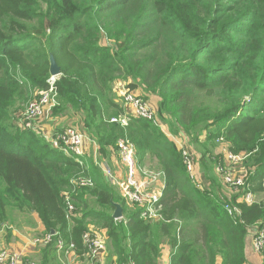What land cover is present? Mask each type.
<instances>
[{"label": "trees", "instance_id": "trees-1", "mask_svg": "<svg viewBox=\"0 0 264 264\" xmlns=\"http://www.w3.org/2000/svg\"><path fill=\"white\" fill-rule=\"evenodd\" d=\"M51 56L61 69L52 118L74 115L100 147L128 137L140 165L156 161L164 178L161 219L129 209L97 167L94 187L74 195L72 175L87 166L19 128L26 106L49 90ZM116 83L156 97L159 117L176 132L206 133L205 143L247 151L254 172L239 195L250 191L258 202L242 200L232 218L218 192H199L182 151L159 126L127 116ZM125 116V127L111 122ZM263 181L264 0H0V230L11 208L37 214L54 232L41 247L43 264L59 240L82 257L90 226L105 235L118 264H159L166 245L170 264H246L249 230L264 224ZM113 203L122 206V220L112 218Z\"/></svg>", "mask_w": 264, "mask_h": 264}, {"label": "built area", "instance_id": "built-area-1", "mask_svg": "<svg viewBox=\"0 0 264 264\" xmlns=\"http://www.w3.org/2000/svg\"><path fill=\"white\" fill-rule=\"evenodd\" d=\"M58 78V77H57ZM56 78H51L49 83V90L43 91L38 94V97L32 101L26 111L19 115L18 125L23 130L32 131L38 133L39 127L42 126L43 120L48 119L50 111L55 108L57 103V93L55 91ZM118 98L122 100L127 109L128 117H135L142 120H147L153 123L155 126L161 125L156 120V111L152 106V101L147 97L138 95L136 91H130L125 84L119 83L116 89ZM52 115V114H51ZM125 116L122 118H114L112 123L121 124L123 127L128 125L129 118ZM163 130V129H162ZM164 131V130H163ZM186 132L179 131V138L186 140ZM168 137H171L169 135ZM43 138L50 145L52 149L63 152L66 156L74 158L80 165H83L82 158L85 156L87 147V136L80 130L74 127H67L55 134L43 133ZM175 141L183 155L184 165L186 172L192 182L197 188L203 189L205 180H203V174L198 171L197 155L188 147L186 141ZM223 142V141H221ZM117 148L119 151V158L125 168V175L122 179L117 178L109 167L104 168V174L109 183H113L118 186L122 199L129 205L139 207L141 217L146 220H159L160 207L159 202L162 197L161 191H151L147 188V183L142 179V169L138 163L136 156V149L132 141L128 137L121 138L117 142ZM223 159L216 160L215 170L221 175L224 183L233 190L240 193L248 184V178L243 175H237L235 172L227 171L225 166L237 165L243 158L239 155H235L230 151L224 152ZM74 187L87 188L94 187V181L91 177H80L72 182ZM262 188L264 191V181L262 182ZM248 205H253L258 202L255 194L250 191L244 193L242 198ZM66 202L68 206L69 214H72L75 207L71 202L70 195H66ZM228 215L232 218L240 216V210L237 206L226 202L224 205ZM256 232L253 235V248L261 254L264 251V224H259ZM53 242V235L47 233L42 236H38L33 239L32 244L34 247H47ZM82 245L84 249L83 256L90 262L99 260L104 257L107 251L106 240L96 231H87L82 236ZM57 251L66 255L76 254V246L73 243L66 244L64 241L59 240L57 242ZM0 264H36L34 261H24L20 254L12 252L10 250L0 251ZM128 264H134L130 262Z\"/></svg>", "mask_w": 264, "mask_h": 264}, {"label": "rangeland", "instance_id": "rangeland-1", "mask_svg": "<svg viewBox=\"0 0 264 264\" xmlns=\"http://www.w3.org/2000/svg\"><path fill=\"white\" fill-rule=\"evenodd\" d=\"M60 15L61 14L59 13V11L56 8H54V10L52 11V21L53 22H57L59 17H60ZM42 21L43 20H38V23L40 24V23H42ZM58 78H56V80H58ZM139 94L142 95V96H145L142 92L139 93ZM151 97H153V96H151ZM151 101L153 103L152 106H153L154 110L156 111V120H158V122L160 123V125L162 127V128H160V130L164 134H166V136L168 134H170L171 137H172L171 139L179 138L178 131L176 132L175 129H172L165 122L166 120L164 118L159 117V114H158V100L157 99L156 100L153 99ZM59 104H60V102L57 99V103L55 105V108H57L59 106ZM28 105L26 106V108L28 107ZM54 109H52L50 111V116H48V119L46 118V120H43L42 126L43 125L45 126L48 123V121H51V119H52L51 114L53 113ZM25 111H23V112H25ZM71 126L76 128V129H78V130H80L81 132L85 133L83 131V129H84L83 126H80L79 124H76V123L72 124ZM19 128L22 129L21 126H19ZM173 131H175L176 133H174ZM45 132H48V131L44 127L40 126L39 130H38V134H39V137H41V139H43L42 138L43 137V133H45ZM185 134H188V135H186V140L183 139L182 137L179 138L178 140H180L181 142L182 141L183 142L186 141L187 144H188V147L191 148L196 153L197 158H198V160H197L198 171L201 174L205 175L203 180H205V179L207 180V185H204L203 189L198 188L199 192L204 193L203 191L206 190V189H209V190L213 189V191L218 192L219 195H221L222 199H226L227 202L229 201L230 204L235 205V206L241 204L242 200H241V197L239 195V192L233 190L232 188H230L229 186H227L224 183L223 179L221 178V175L218 172H216V170H215V162H216V160L217 161L221 160L223 158L222 154H224V152H226V151H230V152H232L235 155H239V156H241L243 158V160L239 164H237V165H228V166H225V168H226L227 171H232V172H235L237 175H243V176L249 178L251 173L254 172V171L252 170L251 167L247 166L248 165L247 164V158L249 156V154H247V151H241L239 153H236L235 149L232 148V145H229V144L225 143L224 141L223 142H216V143L213 142V141H209V142L205 143L204 140H205V137H207L206 133H201V132L187 133L186 132ZM197 135H200V136H197ZM117 142H115L114 144H113V142L106 143L104 146L100 147L98 145L93 144L90 141V139L88 138V136H87V140H86L87 153H86V156H84L85 166H87V168L78 169L72 175V179H71L70 184L72 186V189H71L72 191L71 192L74 195L77 194V193H80L82 191V188L74 187L72 182L75 181L76 179L80 178V177H91V178H93L90 175L92 168H96L97 167L98 168L97 171L99 170V174L101 176L103 175L105 177L104 168H106V166H107V167L110 168L112 173L117 178H119V176H120V167H121V169L123 170L122 172H124L123 173V178H124L125 168H124V166H123V164L121 162V159L119 158V151H118V148H117ZM206 144L208 145L209 148H206ZM203 151H205L207 153V156L210 157L209 161H205V163L202 162L203 160H205L203 158V156H202L203 155ZM112 154L115 156V161H113ZM113 162L117 163L118 165L114 166ZM144 164L145 165H140V166H141V169H142V179L145 180L146 183L148 184L147 188L149 190H151V191H160V183L159 182L162 179V175L160 173V169H159V166H158L157 162L152 160L151 158H148L145 161ZM205 164L208 165V167H205ZM206 168H208V170H205ZM210 178H211V180H210ZM211 181H212V184H211ZM108 184L115 190L116 195L118 197H120L121 194H120V190H119L118 186H116L113 183H108ZM235 198L237 199L236 203H234L232 201V199H235ZM90 206L93 207V208H96V206L93 203V201H90ZM134 208H135L134 206L133 207L130 206L129 209H134ZM22 213H28V212L27 211H20L17 208H11L8 221H7V223H6V225L4 227L10 226V225L17 226V220H18L20 214H22ZM29 225H30L31 228H35V229L38 226V225L37 226L34 225L32 220H29ZM89 225L93 226V224H91V223ZM87 230L88 231H96L101 236L104 235L102 232H100V231H98L96 229V226L92 227V228L90 226V227H88ZM45 234H47V232L45 230H44V232L35 230V231H33V239L38 237V236L45 235ZM104 238L106 240L105 235H104ZM106 246H107L108 258H109L107 264H118V262L116 261V258H114L112 256V251H110V248H109L107 240H106ZM33 249H36V251H38L40 248L39 247H35ZM39 251H41L43 253L42 249H40ZM49 256H52V254H50ZM21 257H22V259L24 261L27 260L26 256L21 255ZM50 259H52V258H50ZM28 260L29 261H34L36 264H40L38 262L39 258L38 259L34 258V260L28 258ZM62 260L63 259H60L59 261L62 263ZM49 264H56V263L54 261H50Z\"/></svg>", "mask_w": 264, "mask_h": 264}, {"label": "crops", "instance_id": "crops-1", "mask_svg": "<svg viewBox=\"0 0 264 264\" xmlns=\"http://www.w3.org/2000/svg\"><path fill=\"white\" fill-rule=\"evenodd\" d=\"M118 84L119 83H116L114 86V94H115L116 98L118 99V101L122 102V100L118 98L117 91H116ZM136 93L138 95H140L139 93H141V91L137 90ZM144 95L150 101L153 99L154 100L157 99L154 96L151 97V96L146 95V94H144ZM123 107H124L126 114H127V109H126V106L124 104H123ZM67 115L68 116H66V115L64 116V115L60 114L56 117H53L51 119V121H48V123L45 126L43 125V127L49 132V134H55L57 132L62 131L63 129H65L67 127H72L71 125L74 123L79 124L80 126H83L81 121L78 120L77 117H74V115L72 116L71 114L70 115L67 114ZM83 131H84V129H83ZM84 134L87 136L86 133H84ZM178 134H179V131H178ZM169 135L170 134H168L167 136H169ZM168 138L171 139L172 137H168ZM171 141L177 145L179 150H181L179 145L175 141H173V139H171ZM86 153H87V151H86ZM85 156H86V154H85ZM112 157H113V161H115V156L113 154H112ZM82 161H83V165H85L84 157L82 158ZM113 164H114V166L118 165L117 163H114V162H113ZM122 171L123 170L120 167V176H119L120 179H122V177H123L124 172H122ZM160 173L162 175V179L160 180L159 183H160V191L162 192V190L164 188V178H163V174L161 171H160ZM102 177L106 183H109L106 177H104L103 175H102ZM204 177H205V175L203 176V178ZM204 182L207 185L206 179ZM120 197H121V195H120ZM127 206L129 208H130V206L132 207V205H129V204H127ZM29 220H32L34 225H36V226L38 225L36 229L30 227ZM35 230H38L41 232H44V230H45V227L42 224L41 220L38 218L37 214H35L33 212L20 214V216L17 220V226L10 225V226H6L0 230V251L1 250H10L12 252H16V253H19L23 256H26L27 260H28V258L32 259V260H34V258H37V259L39 258L38 262L40 264H43L44 263V254L41 251H39L42 248H40L38 251H36V249H33V248H35V247H33V244H32L33 231H35ZM256 230H257V226L250 228L248 236H247L246 247H245L246 264H263L262 256L260 254H258L253 248V235L256 232ZM103 237H104V235H103ZM172 252L173 251H172L171 247L169 245H166L163 249L161 259L159 260V264H170V258H171ZM50 258H52V259H50ZM60 259H63L62 263L59 261ZM108 260H109V258H108V252L107 251H106V254L104 257L100 258L99 260L93 261V262L88 261L84 256L81 257L77 254L66 255L64 253H59L58 251H56V254H52V256H48V262L47 263L49 264L50 261H54L56 264H107Z\"/></svg>", "mask_w": 264, "mask_h": 264}, {"label": "water", "instance_id": "water-1", "mask_svg": "<svg viewBox=\"0 0 264 264\" xmlns=\"http://www.w3.org/2000/svg\"><path fill=\"white\" fill-rule=\"evenodd\" d=\"M50 74L51 77L57 78L61 75V69L55 61L54 57H50ZM114 212L112 214V218L116 221L123 219V208L119 203H113ZM54 234V232L52 233Z\"/></svg>", "mask_w": 264, "mask_h": 264}]
</instances>
